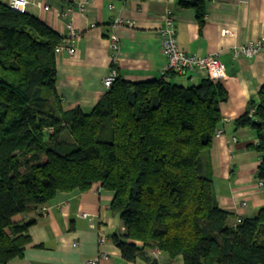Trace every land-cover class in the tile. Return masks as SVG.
<instances>
[{"label":"trees","instance_id":"16d2710c","mask_svg":"<svg viewBox=\"0 0 264 264\" xmlns=\"http://www.w3.org/2000/svg\"><path fill=\"white\" fill-rule=\"evenodd\" d=\"M204 1L180 2L200 26ZM60 39L0 0V264L29 242L32 222L16 215L97 183L113 192L110 211L124 231L111 239L128 264H159L148 250L180 264H264V205L231 225L212 188L208 152L224 87L208 77L180 85L172 72L140 82L116 76L94 107L64 110L55 92ZM245 107L233 126L253 132V177L264 191V84Z\"/></svg>","mask_w":264,"mask_h":264},{"label":"crops","instance_id":"0c3cea01","mask_svg":"<svg viewBox=\"0 0 264 264\" xmlns=\"http://www.w3.org/2000/svg\"><path fill=\"white\" fill-rule=\"evenodd\" d=\"M33 1L23 10L61 36L70 29L78 34L70 42L73 52L55 59V92L64 110L94 107L108 90L102 84L104 76L115 66L117 76L126 81L161 78L166 63L159 27L169 12L178 47L195 57L215 54L225 73L219 82L227 96L219 104L222 133L213 135L208 152L217 202L233 214L231 225L235 218L249 217L263 207L264 191L253 177L260 162L252 148L256 140L248 128L235 130L233 121L264 84V48L252 57H234L232 47L264 41V0H205L201 26L195 11L180 4L183 0ZM115 17L131 25L113 27ZM186 74L171 81L187 86L207 77L203 70ZM113 196L97 183L85 191L57 193L40 208L16 215L14 222H32L26 231L29 242L21 256L5 264H128L111 239L114 232L124 231L110 211ZM147 252L159 264H180L162 252Z\"/></svg>","mask_w":264,"mask_h":264},{"label":"built area","instance_id":"2783aa9c","mask_svg":"<svg viewBox=\"0 0 264 264\" xmlns=\"http://www.w3.org/2000/svg\"><path fill=\"white\" fill-rule=\"evenodd\" d=\"M8 6L15 10L21 11L29 3L30 0H5ZM33 1V0H32ZM34 2V1H33ZM35 4H40L39 2H34ZM112 8L111 6H109ZM161 26L159 27V36H160V49L165 56V68L164 72H172L173 74L185 77L189 71H198L203 70L207 77L213 81L220 82L224 77L223 67L220 61H218L215 54H209L204 57L193 56L182 51L174 38L175 28H173V16L169 12L163 16ZM121 25H131L129 21H122L121 18L115 17L112 26H121ZM67 36H61V39L54 50L55 56L66 52L71 54L73 52L72 46L70 44L72 39L78 37V34L71 29L68 31ZM117 47L116 38L112 40V48ZM264 48V41H257L255 44H244L232 47V54L234 57L246 56L252 57L256 55L258 51ZM57 57V56H56ZM115 65V63L113 64ZM162 73V75H163ZM117 76L116 66L111 68L110 71L104 76L102 81L103 87L109 89L112 83L115 81ZM253 110L250 111V115ZM217 133H222L220 130H216ZM257 186L262 188L263 182L257 181ZM244 202H242V205ZM235 224L240 223V218H235ZM155 251V250H154Z\"/></svg>","mask_w":264,"mask_h":264},{"label":"rangeland","instance_id":"374dc122","mask_svg":"<svg viewBox=\"0 0 264 264\" xmlns=\"http://www.w3.org/2000/svg\"><path fill=\"white\" fill-rule=\"evenodd\" d=\"M61 138L64 139V140H70L67 131H64V132L61 133Z\"/></svg>","mask_w":264,"mask_h":264}]
</instances>
